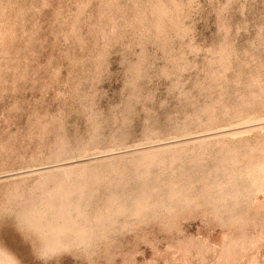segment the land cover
I'll return each mask as SVG.
<instances>
[{"label":"rangeland","instance_id":"1","mask_svg":"<svg viewBox=\"0 0 264 264\" xmlns=\"http://www.w3.org/2000/svg\"><path fill=\"white\" fill-rule=\"evenodd\" d=\"M251 119L264 0H0V264H264Z\"/></svg>","mask_w":264,"mask_h":264},{"label":"bare ground","instance_id":"2","mask_svg":"<svg viewBox=\"0 0 264 264\" xmlns=\"http://www.w3.org/2000/svg\"><path fill=\"white\" fill-rule=\"evenodd\" d=\"M261 117H262V116H261ZM253 120H254V119H253ZM255 120H256V119H255ZM259 121H260V120H259ZM248 122H249V121H248ZM249 123H250L249 126L246 125V126H244V127H245V128H258V127L263 128V126H264V122H263V123H257V121L254 122V121H252V119H251V121H250ZM259 129H260V128H259ZM259 129H258V130H259ZM226 131H228V130H226ZM230 131H231V130H230ZM232 131H234V130H232ZM222 132H223V131H222ZM222 132H221V133H222ZM228 132H229V131H228ZM228 132H225V131H224V133H226V134H228ZM251 132H253V131H251ZM255 132H256V131H254V133H255ZM235 133H236V132H235ZM248 133H249V132H248ZM261 133H262V132H261ZM237 134H238V133H237ZM216 135H217V134H216ZM220 135H221V134H220ZM222 135H225V134H222ZM231 135H232V134H231ZM259 135H260V134H259ZM213 136H214V135H213ZM235 136H236V135H235ZM196 138H197V137H196ZM199 138H200V137H199ZM199 138H197V139H199ZM201 138H202V136H201ZM201 138H200V139H201ZM203 138H204V140H205V139H209V140H210V138H213V137H211V136H204ZM199 141H200V140H199ZM256 141H257V140H256ZM256 141H255V142H256ZM192 142H193V141H192ZM247 142H248V140H247ZM189 143H190V142H189ZM248 143H249V142H248ZM250 143H251V142H250ZM184 144H185V143H184ZM187 144H188V143H187ZM242 144H243V143H242ZM261 144H262V143H261ZM177 145H178V144H177ZM259 145H260V144H259ZM259 145H258V147H260ZM263 145H264V144H263ZM173 146H174V145H173ZM187 146H188V145H187ZM203 146H204V145H203ZM251 146H252V145H251ZM171 147H172V145H171ZM180 147H183V146H180ZM246 147H247V145H246ZM262 147H263V146H261V148H262ZM165 148H166V147H165ZM168 148H169V147H168ZM227 148H228V147H227ZM251 148H252V147H251ZM261 148H260V149H261ZM263 148H264V147H263ZM263 148H262V149H263ZM173 149H174V148H173ZM234 150H236V149H234ZM252 150H253V149H252ZM146 151H147V150H146ZM148 151H149V150H148ZM238 151H239V150H238ZM245 151H246V150H245ZM263 151H264V150H263ZM226 152H227V151H226ZM234 152H235V151H234ZM110 153H111V152H110ZM238 153H239V152H237V153H235V154H238ZM261 154H262V153H261ZM263 154H264V153H263ZM228 155H229V154H228ZM230 155L233 157V153H230ZM98 156H99V155H98ZM231 156H230L228 159H230ZM235 156H236V155H235ZM81 157H82V156H81ZM93 157H94V156H93ZM95 157H96V156H95ZM88 158H89V157H88ZM234 158H236V157H233V160H234ZM260 158H261V156H260ZM263 158H264V156H263ZM96 159H97V158H96ZM228 159H227V161H229ZM237 159H238V156H237L236 160H237ZM261 159H262V158H261ZM233 160L231 161V159H230V161L232 162V164L235 166L237 163L234 164L235 162H233ZM236 160H235V161H236ZM250 161H251V160H250ZM225 162H226V161H225ZM258 162H259V163H258L259 165H258L257 167H255L254 169H252L253 167L251 168V166H250L251 164H249L250 168L252 169L251 171L249 170L250 168H247L248 166L246 167V168L249 170V172H250L251 174H250L249 172L245 171L244 168H240V169H243V171H239L238 168H237L236 171H237V170H238V171H237L236 173H238V172L241 173V172H242V175H243V173H244V176H243V178H241V179H244L245 176H248V175L250 174V176H252L251 179L253 180V178H254V179L256 180V179L258 178V176H256L255 173L258 172L259 174H261L262 172H264V159H263V161H261L262 163H260V161H258ZM87 163H88V162H87ZM110 163H111V162H110ZM216 163H217V162H216ZM219 163H220V162H219ZM253 163H254V162H253ZM90 164H91V163H90ZM254 164H255V163H254ZM218 165H219V164H218ZM229 165L231 166V164H229ZM233 165H232L231 167H233ZM237 165H238V164H237ZM239 165H240V163H239ZM246 165H247V164H246ZM255 165H256V164H255ZM61 166H62V165H61ZM61 166H60V167H61ZM226 166H227V165H226ZM253 166H254V165H253ZM56 167H57V166H56ZM56 167H55V169H53V168H52V169H53V170H56ZM60 167H59V168H60ZM64 167H65V166H64ZM68 167H69V166H68ZM59 168L57 167L58 170H60ZM61 168H62V167H61ZM217 168H218V167H217ZM227 168H228V167H227ZM229 168H230V167H229ZM246 168H245V169H246ZM50 169H51V168H50ZM63 169H64V168H63ZM65 169H66V168H65ZM232 169H233V168H232ZM227 170H229V169H227ZM234 170H235V169H234ZM230 171H231L230 173H232L233 170H230ZM246 172H247L248 174H247ZM38 173H39V172H38ZM42 173H43V172H42ZM225 173H226V172H225ZM228 173H229V172H228ZM234 173H235V171H234ZM234 173H233V174H234ZM96 174H97V173H96ZM233 174H230V175H233ZM245 174H246V175H245ZM256 174H257V173H256ZM227 175H229V174H227ZM230 175H229V176H230ZM234 175H235V174H234ZM234 175H233V176H234ZM242 175H241V176H242ZM233 176H231V178H234ZM238 176L241 177L240 174H239V175L237 174V175H235V180H236V178H237ZM254 176H256L257 178L254 177ZM228 178H229V177H228ZM231 178H230V180H231ZM246 178H247V177H246ZM246 178L244 179L245 181H246ZM248 178L250 179L249 176H248ZM248 178H247V180H249ZM241 179H239V180H241ZM251 179H250V180H251ZM257 180L259 181L260 179H257ZM257 180H256V181H257ZM146 181H147V180H146ZM210 181H211V180H210ZM236 181H238V179H237ZM236 181L232 180V182H234V183H233L234 185H237V184H238ZM216 182H217V181H216ZM232 182H231V183H232ZM239 182L242 183L243 181H239ZM248 182H251V181H248ZM254 182H255V181H254ZM254 182H253V183H254ZM93 183H94V182H93ZM229 183H230V181H229ZM235 183H236V184H235ZM243 183H244V182H243ZM245 183H246V182H245ZM251 183H252V182H251ZM255 183H257V182H255ZM261 183H262V182H261ZM261 183H260V186H261ZM218 184H219V183H218ZM248 184H249V183H248ZM210 185H211V184H210ZM216 185H217V184H216ZM238 185H239V184H238ZM252 185H253V184H252ZM258 185H259V183H258ZM258 185H257V186H258ZM83 186H84V185H83ZM213 186H214V185H213ZM219 186H220V185H219ZM240 186H241V185H240ZM250 186H251V184H250ZM254 186H255V185H254ZM254 186H253V188H254ZM257 186H255V187L257 188ZM175 187H176V186H175ZM238 187H239V186H238ZM242 187H243V185H242ZM251 187H252V186H251ZM256 188H255V189H256ZM239 189H240V188H239ZM260 189H261V187H260ZM260 189H259V190H260ZM62 190H63V189H62ZM204 190H205V189H204ZM220 190H221V189H220ZM237 190H238V189H237ZM150 191H151V190H150ZM170 191H172V190H170ZM177 191H178V190H177ZM257 191H258V190H257ZM142 192H143V191H142ZM167 192H168V191H167ZM79 193H80V192H79ZM112 194H113V193H112ZM171 194H173V193L171 192ZM220 194H221V193H220ZM231 194H232V193H231ZM64 195H65V194H64ZM79 195H80V194H79ZM173 195H174V194H173ZM183 195H184V194H183ZM204 195H205V194H204ZM232 195H233V194H232ZM237 196H238V193H237ZM239 196H240V194H239ZM145 197H146V196H145ZM233 197L236 198V195H235V196L233 195ZM249 197H250V196H249ZM183 198H184V197H183ZM209 198H210V197H209ZM228 198H229V197H228ZM231 198H232V197H231ZM231 198H229V199H231ZM235 198H234V199H235ZM69 199H70V198H69ZM69 199H68V200H69ZM73 199H74V198H73ZM216 199H217V198H216ZM232 199H233V198H232ZM237 199H238V198H237ZM62 200H63V198H62ZM76 200H78V199H76ZM80 200H81V199H80ZM224 200H225V199H224ZM52 201H53V200H52ZM72 201H73V200H72ZM138 201H139V200H138ZM64 202H65V201H64ZM73 202H74V201H73ZM109 202H110V201H109ZM52 203H53V202H52ZM138 203H139V202H138ZM224 203H225V202H224ZM71 204H72V203H71ZM143 204H144V203H143ZM161 204H162V203H161ZM137 205H138V204H137ZM97 206H98V205H97ZM157 206H158V205H157ZM87 207H88V206H87ZM136 208H137V207H136ZM80 209H81V208H80ZM247 211H248V210H247ZM63 212H64V211H63ZM78 212H79V211H78ZM109 212H110V211H109ZM116 212H117V211H116ZM30 214H32V212H31ZM35 214H36V213H35ZM43 214H44V213H43ZM50 214H51V213H50ZM56 214H57V213H56ZM56 214H55V215H56ZM70 214H71V212H70ZM37 215H38V214H37ZM37 215H36V216H37ZM41 215H42V214H41ZM52 215H53V214H52ZM80 215H81V214H80ZM110 215H111V214H110ZM29 216H30V215H29ZM34 216H35V215H34ZM57 216H58V214H57ZM57 216H56V217H57ZM42 217H43V215H42ZM67 217H69V216L67 215ZM80 217H81V216H80ZM35 218H36V217H35ZM32 219H33V218H32ZM39 219H40V218H39ZM100 219H101V218H100ZM104 219H105V218H104ZM34 220H35V219H34ZM36 220H37V219H36ZM107 220H108V219H107ZM66 221H67V220H66ZM40 222H41V221H40ZM103 222H104V221H103ZM37 223H38V221H37ZM51 223H52V222H51ZM56 223L58 224V221H57ZM41 224H42V223H41ZM36 225H37V224H36ZM38 225H39V224H38ZM50 225H51V224H50ZM58 225H59V224H58ZM61 225H62V224H60V226H59L60 228H61ZM43 226H45V225H43ZM47 226H48V225H47ZM53 226H54V225H53ZM64 226H65V224L62 225V227H64ZM68 226H69V224H68ZM74 226H75V225H74ZM40 227H41V226H40ZM56 227H57V226H55V228H56ZM83 227H84V226H83ZM88 227H89V226H88ZM51 228H52V226H51ZM69 228H70V227H69ZM79 228H80V227H79ZM79 228H77V229H79ZM81 228H82V227H81ZM107 228H108V227H107ZM41 229H42V228H41ZM44 229H45V228H44ZM44 229H43V230H44ZM57 229H58V228H57ZM62 229H63V230H66V229H68V228H66V229L62 228ZM75 229H76V228H74V233H75V231H78V230H75ZM89 229H91V228H89ZM48 230H49V229H48ZM54 230H55V229H54ZM58 230H59V229H58ZM58 230H57V231H58ZM68 230H69V229H68ZM68 230H67V231H68ZM69 231H70V230H69ZM80 231H81V230H80ZM82 231H83V230H82ZM91 231H92V230H91ZM47 232H48V231H47ZM47 232H46V233H47ZM60 232H61V231H60ZM70 232H71V231H70ZM72 232H73V231H72ZM72 232H71V233H72ZM44 233H45V232H44ZM46 233H45L44 236L47 237ZM49 233H50V232H49ZM63 233H64V232H63ZM63 233H62V235H63ZM65 233H66V232H65ZM71 233H70V235H71ZM51 234H52V233H51ZM53 234H54V233H53ZM59 234H60V233H59ZM59 234H58V236H60ZM68 234H69V233H68ZM77 234H78V233H77ZM90 234H91V233H90ZM74 235H75V234H74ZM81 235H82V234H81ZM92 235H93V234H92ZM49 236H50V235H49ZM65 237H66V236H65ZM65 237H64V238H65ZM78 237H79V234H78ZM78 237H77V238H78ZM50 238H52V235L50 236ZM50 238H49V237L47 238V242H50V241H48ZM53 238H54V237H53ZM73 238H74V237H73ZM79 238H80V237H79ZM91 238H92V237H91ZM54 239H55V238H54ZM56 239L59 240V238H56ZM60 239H61V238H60ZM62 239H63V238H62ZM69 239H70V237H69ZM65 240H66V239H65ZM67 240H68V239H67ZM51 241H52V239H51ZM56 242H57V241H56ZM84 242H85V241H84ZM51 244H52V243H51ZM61 244H63V243H61ZM59 245H60V244H59ZM71 245H72V244H71ZM51 247H52V246H51ZM49 249H50V248H49ZM3 259H4V258H3ZM5 259H7V258H5ZM0 261H1V260H0ZM9 261H10V260H9ZM5 262H6V261H5ZM13 262H14V261H13ZM8 263L11 264L10 262H8ZM12 264H13V263H12ZM15 264H16V263H15Z\"/></svg>","mask_w":264,"mask_h":264}]
</instances>
